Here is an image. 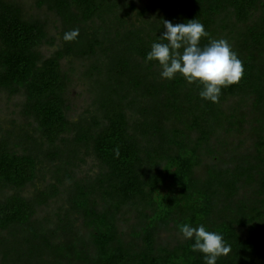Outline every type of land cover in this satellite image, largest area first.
Here are the masks:
<instances>
[{"label": "trees", "instance_id": "1", "mask_svg": "<svg viewBox=\"0 0 264 264\" xmlns=\"http://www.w3.org/2000/svg\"><path fill=\"white\" fill-rule=\"evenodd\" d=\"M151 1L34 0L39 15L0 0V93L22 98L23 119L0 129V264H204L193 240L158 241L160 229L184 223L231 245L217 264L264 256V201L206 222L217 203L232 210L242 189L264 190V0ZM194 18L243 63L219 103L145 63L163 20ZM72 29L77 39L65 42ZM43 45L55 49L43 55ZM69 60L87 64L91 103L76 119ZM243 135L249 154L229 146ZM53 200L62 203L42 215Z\"/></svg>", "mask_w": 264, "mask_h": 264}, {"label": "clouds", "instance_id": "2", "mask_svg": "<svg viewBox=\"0 0 264 264\" xmlns=\"http://www.w3.org/2000/svg\"><path fill=\"white\" fill-rule=\"evenodd\" d=\"M160 40L152 42L146 53L145 63L155 61L161 68L160 78L173 80L179 74L188 84L202 86L198 95L202 100L219 103L222 89L238 83L243 74L242 61L225 39H213L197 19L173 24L163 20ZM79 29H72L63 35L65 42L77 39ZM208 43L201 45V39ZM116 157L119 148L114 149ZM185 240H193V252L203 254L204 264H217L221 257H227L231 245L222 234L208 231L204 224L192 226L184 223L178 226Z\"/></svg>", "mask_w": 264, "mask_h": 264}, {"label": "rangeland", "instance_id": "3", "mask_svg": "<svg viewBox=\"0 0 264 264\" xmlns=\"http://www.w3.org/2000/svg\"><path fill=\"white\" fill-rule=\"evenodd\" d=\"M20 1L26 11L31 14H39L43 15L45 14V11H40L37 9L34 0H18ZM135 2L139 3V5H146L150 4L151 0H134ZM51 33L54 34L53 29H50ZM54 46L49 45H43L40 47V50L43 55H50L53 50ZM62 66L65 69L73 68L74 75H73V82L70 85L69 88V95L71 98V112L69 113V116L72 119H76L78 116L83 114L89 107L91 103L90 94L87 90V80L85 79L84 72L86 70V63L77 62V61H63ZM22 101V98L18 96H8L6 93H0V129L5 130L12 127L14 124H21L23 119L19 115V103ZM14 122V124H13ZM229 140V146L231 148L233 147V151H235L237 154H249L252 152L253 149H251L252 141L249 139V137L243 135L241 137H228ZM227 148V147H226ZM228 153H223L222 159L228 160ZM93 164L92 160H88L87 164L83 166L81 169V173L91 170ZM78 170V171H79ZM80 172V171H79ZM33 187L29 186L25 193H31L33 191ZM259 192V193H258ZM264 201V190L260 191L256 187L246 188L242 189L240 191V194L236 199L234 200V205H232V210H226L223 205V203H217L214 206L213 211L211 212L210 216L207 218L206 222L210 226V224H219L223 221H230L231 218L234 216V210L235 208H238L239 204H248L247 207L249 208L247 211L251 210L250 208H257L262 207L261 202ZM62 202L53 200L52 204H50L48 207L44 208L41 213L42 215L46 214L48 211H52L54 209H57L58 206H60ZM237 213V210H236ZM79 224V223H78ZM243 235L248 236L249 231L248 228L242 229ZM158 241L161 245L167 244V246H173L178 242L185 241L184 237L180 232L177 231V229L169 227V229H160L159 230V237ZM244 264H264V256H245L243 258Z\"/></svg>", "mask_w": 264, "mask_h": 264}]
</instances>
